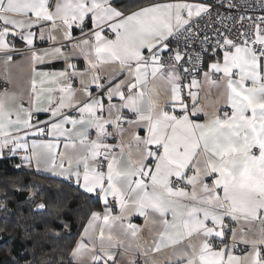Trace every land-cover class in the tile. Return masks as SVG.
<instances>
[{"label": "snow or ice", "instance_id": "obj_1", "mask_svg": "<svg viewBox=\"0 0 264 264\" xmlns=\"http://www.w3.org/2000/svg\"><path fill=\"white\" fill-rule=\"evenodd\" d=\"M246 7L0 0V160L102 205L69 264H264V15Z\"/></svg>", "mask_w": 264, "mask_h": 264}, {"label": "trees", "instance_id": "obj_2", "mask_svg": "<svg viewBox=\"0 0 264 264\" xmlns=\"http://www.w3.org/2000/svg\"><path fill=\"white\" fill-rule=\"evenodd\" d=\"M17 163L18 157L0 160V204H7V211L0 207V264H39L40 259L69 264V250L89 211L101 204L61 178L16 168ZM33 191L42 194L46 211L35 210V202L29 201Z\"/></svg>", "mask_w": 264, "mask_h": 264}, {"label": "crops", "instance_id": "obj_3", "mask_svg": "<svg viewBox=\"0 0 264 264\" xmlns=\"http://www.w3.org/2000/svg\"><path fill=\"white\" fill-rule=\"evenodd\" d=\"M126 2L131 3L132 0H126ZM57 38L60 39V34L59 33H57ZM41 46L42 47H49L50 45H48L47 43H43ZM17 47L20 48V49H25L24 44L19 42V41L17 42ZM29 56H30V53H28L27 50H26V51L21 52L20 55H17L16 57H14V60L18 61L19 64H13L11 66V68L9 69V71L11 72V75H12V78H13V82L15 84L26 85L27 78H28V63H29L28 57ZM57 67H59V65H57ZM0 80H3V67H2V64H0ZM44 174H46V173H44ZM101 207H102V205L100 207H98L97 209H95V210H100ZM134 222L142 223V220L141 219H136ZM85 224H86V222H85ZM82 232H83V230H82ZM82 232H81V235H82ZM79 238H80V236H79ZM79 238H78V240H79ZM165 255H167V253ZM117 259L121 261V264H128L129 258L127 256L118 255ZM138 264H143V262L142 261H138Z\"/></svg>", "mask_w": 264, "mask_h": 264}, {"label": "built area", "instance_id": "obj_4", "mask_svg": "<svg viewBox=\"0 0 264 264\" xmlns=\"http://www.w3.org/2000/svg\"><path fill=\"white\" fill-rule=\"evenodd\" d=\"M240 3L247 5L246 11L251 15H264V4L262 0H239ZM26 51V49H21V52Z\"/></svg>", "mask_w": 264, "mask_h": 264}]
</instances>
